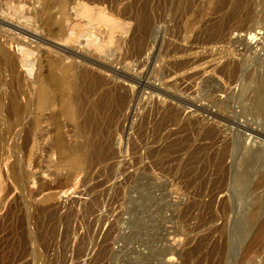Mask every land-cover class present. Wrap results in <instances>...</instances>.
I'll return each mask as SVG.
<instances>
[{"label": "rangeland", "instance_id": "1", "mask_svg": "<svg viewBox=\"0 0 264 264\" xmlns=\"http://www.w3.org/2000/svg\"><path fill=\"white\" fill-rule=\"evenodd\" d=\"M1 1H2V3H1ZM185 1L186 0H182V5L186 6L187 4H189V6H191L190 7L191 10L187 13H183L182 11L178 10V8H177L178 7V0H134L132 2L133 4H134V2L136 3V5L131 4V5H133L132 6L133 7L132 12L135 11L134 16H135V14L139 15V12L141 11L140 14H144L146 17L148 15L147 21L150 20V21H148L149 22L148 24L150 25L148 27L149 30H148V28L146 30L148 33L145 31L143 33V35L141 36L142 41L147 40L145 42H142V44L145 45V47L147 49L150 48V50H146V48L143 47L145 49V51L143 49V52H141L142 57H141L140 53L137 54L138 56L140 55L141 58H139L137 55H134L136 53L133 51V49H131L132 45H131V43H129L130 42V35L129 34H131V30L134 26V22L133 23L130 22L131 26L129 25L130 26L129 28L131 30H129L130 33L128 32L129 36H127L125 38L126 43H124V46L123 45L121 46V51H123V52H121L120 50L116 51L120 48L114 47L116 45V41H117L115 39L116 41L113 42L114 45L113 44L110 45V46H113L112 48H110V46H108L109 50H108V47H105V49H103V52L101 51V54L99 52H97L100 56L102 55L101 57H99V55L97 53H94L91 49H89L88 46H86V44L83 45L84 44L83 41L86 42L85 38H84L85 40H82L83 38H80L81 40L79 39L78 42H76V45L78 43L77 46H75V43H72L74 48L75 47L76 48H75V50L74 49L71 50L73 48L70 45L71 43L69 44V43H64L61 41L59 42V40H62L59 36L52 35L51 37H49L48 35H46V34H48V29H46L45 25L43 24L44 23L43 19H42L43 17H41V15H43V12L40 13L42 11L41 7H43L44 0H33L31 5L32 6L34 5V6L32 7L31 5H29L30 6L29 7L30 9H29V8H26L28 5L27 6L25 5L26 7L24 6L23 8L26 10L21 8L23 12L21 11V9H19L18 11H12L13 7H11V5L12 6L16 5V2H14V5H13V1L7 0V2H8V4H7L6 0L5 1L0 0V9H1V11H3L2 13L0 11V13L2 14V15L1 14L0 15L2 16L3 20H6V21L15 20V21H18V23L20 22V24L25 23L24 26L26 24H27L26 26L30 25L29 27H31V24L35 21L31 28L34 27L35 31L37 30L36 31L37 36H39L41 41L38 40V42L32 43V45H31L32 47L37 45V47L39 49H37L35 51L34 55L31 57L34 59L33 62H35V63L33 64L34 66L28 67V70H30V67H33V69H32L33 72H31L30 75H28V77H30V76L32 77L35 74L36 67L38 64L37 60L41 61L42 57H43V59H45L48 56H49L48 57L49 59H51L53 57L52 59L56 60L59 56L62 57L64 55L65 57L64 56L62 57L63 58L62 62L59 61L60 63L64 62L63 63L64 66L65 65L71 66L73 64L72 66L74 67L75 70L78 69V72H79V70L85 69V67H86L89 70H91L92 72L93 71H94V73L96 72L97 75H99L101 78H103V79L105 78L104 81H106V79H108V81H106V83H108L110 85H116V87H118L117 88L118 94L124 95V96H126V98H128L125 101V104H124L125 107H123V108H125V110L122 108L123 109V110L121 109L122 113H120V111L118 112L117 117L114 121L115 124L113 123V125H112L113 127H111L108 132L104 133V139L107 140L106 145L109 144V146L108 147L106 146L107 148H105L106 153H107V155H106L107 157H104L105 159L103 158L102 162H101V160H99L100 162L97 161V163L95 162L94 164L92 163L93 165H91V164H89L90 162L87 159L84 161H79L76 165L69 166L62 160V154H60L58 151H56V149H53V148L50 149L49 148V152H48L49 155L47 156L45 153H43L41 151L42 150L41 149L42 144L39 145V141L37 142L38 144L36 143L35 146L37 148V151H35L36 153H34L35 156L34 155L32 156L33 162L31 163V165L29 167H27V171H31L30 175H31L32 179L31 178L29 179V188L32 191V194L31 195L28 194L29 196L27 197L26 196L27 193L21 192V190H19V189H16L17 191L15 190L16 193H14V191H13L14 189L9 190L10 193H7V199L5 197L6 200L4 199L3 203L1 204L2 206H0V226L2 227V228L0 227L1 228L0 229V237H1V240L3 242L4 241L6 242V243L4 242L5 243V245H4V243L1 241L3 246H2V244H0V246H1L0 250L2 247H4V248L6 247L5 250L0 251V253H1L0 254V259H1L0 264H157V263L158 264H164V263L168 264L165 260V259H167V257H166V255H164V253L167 252V249H166V247L168 246V245H166L167 241H170L171 238L173 239V236H174V238H176V236H177L178 238H180L182 240V241H180V244H182V245L177 247V250L179 249V252L177 251L178 252V256L176 257L177 261L174 264H264V246H263L264 245V243H263L264 237H263L262 242L260 243L261 245L258 244L256 246V248L253 249V247L255 245L253 246L252 244H250L251 242L248 239H247L248 241L247 242L245 241L244 242L245 244H244L242 242L240 236L238 235L239 232L245 226L242 224L243 215L245 213H248L247 211H249L250 209H240L241 206L238 204L239 202H237V200L235 199L234 196H233L234 200L230 201L233 198L232 199L230 198L232 196V192L228 193L230 190V187H231V185H230L231 180L230 181H228V180L231 177L230 176L231 175V173H230L231 172V169H230L231 164L234 163V162H232L233 160H230V159L236 158L237 153H236V151H232V150H230L229 147L225 146V145L229 146L228 143L232 140H239V142L243 141L242 144L244 143L243 145L246 148H248L249 145H251L249 147H253V146L255 147V146H257V144L259 145V147L260 146L264 147V145H263L264 144V128H263L264 127V121H262L263 122L262 123L260 119L255 118L253 115L247 113L246 108H244V106L246 104H248V101L244 102V100H243L246 97H247L246 98L247 100H251L250 99L251 95H252V97L254 96L253 92H251V94H250L251 89H255V88L257 89L258 83L261 81V77H262V79L264 78V74H263L264 73V47L261 46V45H264V0H224V2L227 4V8L234 7V5L239 6L240 7L239 15L241 17L238 18V20L227 22L226 24H223L222 26H220L216 29V31L220 32L219 36H218L219 42L217 44L215 42H209L208 43V40H210V39H208L207 36H209V34L212 32H210V33L206 32L207 29H209V24L211 25V23L213 24L214 22H216L217 18H213V20H211V18L213 16H207L208 18L205 17V19L203 21H201L200 23H195L193 21V18H194V16H196V12L199 8L209 7L207 4V1H205V0H198V1L197 0L196 1L191 0L192 4L188 0L186 1L188 3H185ZM193 1H195V2H193ZM41 3H42V5H41ZM9 5L11 7V11L9 9ZM39 5H41V6H39ZM199 5H200V7H199ZM137 6H138V9H136ZM143 6H144V8H143ZM3 7L4 8L6 7L5 10ZM140 8H143V9H140ZM27 9H29V11ZM146 9H147V11H146ZM24 11H26V13ZM136 11H138V12H136ZM143 11H146V13H143ZM10 12H11V15L9 16ZM14 12H16V13L14 14ZM17 12L18 13L20 12L19 14L22 15V18H23V16L25 17V19L23 18L25 21L20 20L21 16ZM27 12H29V13H27ZM37 12H39V13H37ZM205 12H207V11H205ZM5 13L6 14L8 13L7 16H9V17H7ZM36 14H38V16H40L41 18L37 17ZM69 14H72L71 10H70ZM14 15H16L17 17L16 16L14 17ZM26 15L28 18H26ZM54 15L57 16V17L55 16V18H58V16H59V14L57 15L56 13ZM29 17L31 18V20ZM27 19H29V20H27ZM35 19H37V20H35ZM207 19L208 20L210 19L209 20L210 22ZM32 20H33V22H32ZM21 21H22V23H21ZM28 21H30L29 25H28ZM40 26H43V28ZM5 27L6 26L0 25V32H2L0 34V41L3 40V41H8L9 43H13V41H11L12 37L7 34L8 33L7 27H6V29H5ZM40 28L41 29L45 28L43 30L44 32H42V30ZM2 30L4 31V33ZM46 30H47V33L45 32ZM200 31L201 32L203 31L202 32L203 34ZM204 32H206V34ZM43 33H45V34H43ZM146 33L149 34V36ZM2 34H3V36H2ZM40 34H42V35H40ZM144 34H146V35L144 36ZM43 35H45V36L43 37ZM156 35H159V36H156ZM115 36H117V35H115ZM160 36L163 38H161ZM45 37H47L48 39ZM58 37H59V40H58ZM5 38H7V39H5ZM56 38H57V41L59 44L52 42L53 40L56 41ZM116 38H118V37H116ZM127 38H128L129 42L127 41ZM155 38L156 39L159 38V40H156ZM153 39L155 40V43H154ZM162 39H163V41H162ZM167 39H168V41L170 40L167 44L172 42L170 44L171 46L174 45L175 42H176L175 45L180 44L184 48L186 46H187L186 48H190V46L191 47L194 46L195 49L194 48L193 49L195 51H193V49L191 48V50H188L187 53H190V52H191V54L195 53V55L193 54L194 57H197L198 54L201 56L203 55L205 62H207L209 60L208 62H210V64L212 63L213 66H215L218 62V64L215 66L216 68H214L212 66V68H214V70H216V71H214L215 73L213 72L214 75L211 72V74L210 73L209 74L212 75V77L209 74H207V76H206V74H202L203 77L200 79L199 77L201 76V74H198L197 76H199V77H196V75H195V77L192 78L194 76L193 75L194 72L196 71L195 69H187L188 71L192 72L193 76L191 75L190 72H189V75L184 74V73H188V72H186V69L183 70L185 72H183L182 70L177 71V75H176V72H173L174 70L171 67H169V66L167 67V62L168 61L170 62V60H171V57H169L170 55L167 56L170 59H168L165 55L162 56V54H164V50H162V49H164V47H162V44L163 45L166 44ZM206 39H208V40L206 41ZM28 40H29V42H31V38H29ZM160 40H161V42H160ZM80 41H82V42H80ZM2 42H0V43H2ZM156 42H157V46H156ZM162 42H164V43H162ZM196 42H198V43H196ZM37 43H39V45ZM81 43L83 46L81 45ZM193 43H194V45H192ZM211 43L214 45H212ZM62 44L63 45L65 44V45L63 46ZM66 44H69V46L68 45L66 46ZM148 44H151V45H148ZM196 44H197V46H196ZM44 45H46V46H44ZM80 45H81V47H80ZM158 45H161V47ZM170 45L168 47L169 49L171 48ZM199 45L201 46L202 49L200 48V50H197L198 47H200ZM206 45H209V46H206ZM43 46H44V48H43ZM151 46L155 47L156 49L155 48L151 49L152 48ZM205 46L207 48H205ZM256 46H258L259 48L257 47V48H255L256 50H254V47H256ZM67 47H69L70 49ZM77 47L78 48L80 47L79 48L80 51H79V49H77ZM128 47H130V48L128 49ZM210 47H212V48L210 49ZM248 47H252L253 49H250ZM64 48H65L66 52L61 51V49H64ZM85 48L88 50H86ZM113 48H114V50H113ZM47 49H51V50H47ZM111 49L116 53H113V52L111 53L110 52V51H112ZM159 49H160V51H159ZM205 49H208L207 52L205 51ZM216 49H217V51H219V50L223 51V52L220 51V53L221 54L223 53V54L221 55L218 52L219 55H215V54H217ZM44 50H45V52L46 51H48V52H46V53L42 52ZM55 50L56 51L59 50L60 51L59 54L57 53L58 51L55 52ZM83 50H84V52H83ZM89 50L92 51L93 55H91V54L89 55V52H91ZM104 50L105 51L108 50L110 52V54L107 51L106 52L107 54L105 55ZM209 50L214 51V52L216 51V53L214 54V52L212 53ZM53 51L57 54V57H56L55 53H53ZM85 51H86V53H85ZM125 51H126V53H125ZM130 51H132L133 54ZM146 51H148L147 52L148 54L150 52L151 56L148 55L149 56L148 57ZM156 51L157 52L159 51L158 54ZM198 51H199V53H198ZM203 51H205V52L203 53ZM228 51H230V53L233 52L234 54L231 53L233 55H230V53H227ZM49 52H50L51 56L49 55ZM61 52H63V53L60 54ZM225 52H226L225 55L228 54L227 57L224 56ZM52 53L55 55V58H54V55ZM64 53H66V55H68L67 58H66V55ZM102 53L104 54V57H103ZM113 54H114V57H116L114 59H112L113 56L111 57V55H113ZM117 54H119V55H117ZM127 54L129 56L132 55L131 57H133V58L129 57ZM208 54H210L209 57L207 56ZM40 55L41 56L44 55V56L41 57ZM71 55H72V57L76 56V58L79 56L78 58L81 59L80 61H82V62H80L78 58L77 59L71 58ZM126 55H127V57H126ZM159 55H160V57H159ZM234 55H236L235 57H237V58L239 57L241 60H239V58L237 60V58H235V57H233V58H235L236 60L233 59L231 56H234ZM89 56H91V57H89ZM107 56L110 57V59ZM124 56L126 59L124 58ZM201 56H199V57H201ZM206 56H207V59H206ZM214 56H216V57H214ZM211 57L212 58L214 57L215 61L217 60L215 64H214L215 61L213 62V59ZM222 57H225L227 60L225 58H223V62L221 61V63H220L219 61L222 59ZM35 58H36V60H35ZM118 58L119 59L121 58L122 60H119ZM148 58L150 60L149 62H148ZM218 58H220V59L218 60ZM60 59L61 58H58V60H60ZM64 59H66V60H64ZM73 59L74 60L76 59V60L74 61ZM96 59H97V61H96ZM103 59L106 60V62L108 64L110 63V65H108L106 62H105V64H106L105 65ZM115 59H117V60H115ZM134 59H136V60H134ZM83 60H84V62H83ZM125 60H126V62H125ZM166 60H167V62H166ZM204 60H202V63ZM65 61H67V62H65ZM73 61H74V63H72ZM100 61H102V62H100ZM119 61L120 62L122 61L123 63L122 62L120 63ZM142 61H144V62H142ZM243 61H244L245 65L243 64V66H241L242 65L241 62L243 63ZM75 62H77V63L80 62V63L75 64ZM138 62H139V64H138ZM141 62L143 64H141ZM236 62H238V64ZM239 62H240V65H239ZM112 63H114L116 65L119 64L122 67H119V65H117V66L113 65ZM229 63L230 64L235 63V65L237 64L238 68H239V69L237 68L238 71H236L235 74L233 73L234 75L231 74L230 76L227 74L221 73V72L219 73V69H221V68H219V66L224 67L222 65H225V64L227 65ZM81 64H84V65H81ZM95 64H99L100 66L103 65V66H101L102 69H101V67H97ZM124 64L126 67L128 66L127 70H126V67H124ZM131 64L134 66H132ZM199 64H201V63H199ZM75 65H77L78 67L76 66V68H75ZM111 65H113V66H111ZM143 65H145V66H143ZM151 66L154 67V70H153V67L151 68ZM217 66H218V68H217ZM105 67H106V69H105ZM107 67H110L111 69L110 68L107 69ZM112 67H114V68H112ZM115 67H116V69H115ZM242 67H243V69H242ZM100 69H101V71H100ZM135 69L138 73L135 71ZM217 69H218V72H217ZM23 70H25V69H23ZM109 70L111 71V73ZM123 70H126V72ZM141 70H142V73L144 72L143 74L141 73ZM167 70H169L170 73L171 72H173V73L168 75ZM239 70H240V72H239ZM121 71H122V73H121ZM156 71H158L159 73ZM251 71H252V73H251ZM101 72L103 74L105 73L104 77H103V74L101 75ZM130 72H131V75H130ZM146 72H148V73H146ZM154 72L156 73V75ZM161 72H162V74H161ZM180 72H183V73H180ZM244 72H246L248 74H245ZM259 72H260V74H259ZM157 73L159 75H157ZM163 73L166 74V76ZM174 73L176 76H174ZM179 73H180L179 77H180L181 81L179 80V77H178ZM249 73L253 74L252 75V77H254L253 81L256 80L254 82L256 85L254 83H252L247 88V84L245 83L246 79L243 77H247L245 75H251ZM107 74H108V76H107ZM181 74H183V77L186 80L181 76ZM236 74L237 75L239 74V75L237 76ZM185 75L187 77L188 76L189 77L186 78ZM257 75L258 76L260 75L261 77L259 76V78H258ZM136 76L139 77V78L137 77L138 80H137V78H135ZM142 76H143V79H142ZM155 76L157 77V81L160 80L161 76H163L164 79L161 78L162 80H160V82L157 83V81L155 82V80H156ZM190 76H192V77H190ZM209 76L211 77V79L209 78L210 80L207 78ZM239 76L241 78H239ZM111 77H112V79H111ZM123 77H124V79H123ZM169 77H172V79ZM175 77H176V79H173ZM231 77L232 78L234 77L233 80L231 79ZM255 77H257V78H255ZM116 78L120 79V80H117ZM166 78L167 79L169 78L168 80L171 79L170 81L172 82L171 83L170 81H166V83L170 82V84L174 85V87L172 85H170L169 83L167 84L168 86L165 85ZM197 78H198V80H195ZM203 78H206V79H203ZM213 78L215 80L217 79L218 81H220L219 79H221V83L216 80L219 83L218 85L223 84L222 85L223 87L219 86L220 88H218L220 91L216 88L218 85H216L217 82L212 80ZM188 79H190L189 82L187 81ZM193 79H194V81H193ZM225 79L227 81H228V79H231V80H229V82H227ZM257 79L259 80V82H257L258 81ZM123 80H124V82H122ZM207 80H209V81H207ZM211 80H212V82H211ZM223 80H225V81H223ZM235 80L239 81V82L235 83L236 82ZM120 81H121V83H120ZM150 81L151 82L154 81L153 83L155 85L151 84ZM173 81L174 82H181V83L176 84ZM183 81H184V83L182 84ZM200 81H204V83L206 81V83L204 84L203 82H200ZM230 81H233L234 83H232ZM126 82L127 83L129 82V83L127 84ZM208 82L211 84H209ZM213 82H214V84H212ZM119 83H120V85L123 83L121 85L122 88L124 87L123 89L120 88V86H117V85H119ZM156 83H157V85H156ZM186 83H188V85ZM228 83L230 85H228ZM175 84L179 85V86H177L178 89L176 88ZM195 84H198L199 86L196 85V88H195ZM207 84H209L210 86ZM225 84H226V86H224ZM236 84H238V85L235 86ZM76 85H79V84L77 83ZM158 85L160 86V88ZM169 85H170V87H169ZM182 85L184 86V88ZM189 85L194 87L193 90H192L191 86H189ZM211 85H213L214 87L212 88ZM215 85H216V87H215ZM242 85L243 86L246 85L245 90H244ZM146 86H147V88H146ZM180 86H182V88H180ZM188 86H189V90H188ZM203 86H204V88H202ZM239 86H240V88L238 89ZM126 87H129L128 88L129 90L125 89ZM199 87H201V89L205 92L206 95L203 94L204 93L203 91L201 92L202 94L200 93L201 89L199 90ZM75 88L78 90H76ZM84 88L85 87H83V85L75 86V84H74L72 89H71V93L74 94V103H76V105L81 106V108L85 109L86 107H90L89 103H92L96 99L97 94L100 93V90L96 91V93H95V91L87 93L88 89L85 90L86 88L85 89ZM137 88H138V90H137ZM149 88L152 89V91L148 90ZM166 88H167V90H166ZM197 88L199 91L196 90ZM211 88L217 89L219 93L216 92L217 90L216 91L214 90V92L212 93L213 90ZM222 88L223 89L225 88L224 92H223ZM120 89H122V90H120ZM131 89H133V90H131ZM182 89H183L184 93L182 92ZM184 89L185 90L187 89V90L185 91ZM74 90H75V92H74ZM80 90H81V92H80ZM126 90H127V92H126ZM145 90H147V92ZM179 90H181V94H180ZM206 90H207V92H206ZM210 90H212V91L210 92ZM120 91H121V93H120ZM129 91H130V93H128ZM225 91L227 92V94H225L226 93ZM235 91L236 92L238 91V92L236 93ZM239 91L244 95V98H242L241 100L238 99V95L240 94ZM148 92L150 95L147 94ZM215 92H216V94H214ZM79 93L81 95L82 94H85V95H82L83 96L82 97V96H80ZM124 93H126L127 95L130 94L129 95L130 100H129V97ZM144 93H146V94H144ZM161 93L163 94V96ZM189 93L191 94V96ZM192 93H193V95H192ZM197 93L204 95L205 97L199 95V97L201 96L200 97L201 99H199ZM208 93H209V95H208ZM235 93L237 95V99H234V100L230 99L231 98L230 96H232V94L235 95ZM247 93L250 96L249 98H248ZM86 94L89 97V99L88 98L85 99L87 97ZM91 94H92V97H90ZM131 94H133V95H131ZM151 94L152 95L154 94L153 96H156L155 97L156 100H153V99L150 100L151 98H154ZM166 94H168V95H166ZM178 94H179V96H182L184 98L182 99V97H179ZM93 95H94V97H93ZM160 95L162 97H160ZM210 95L213 97H211ZM220 95H221V97L226 96L224 98L225 100H223V97H222V99H221V97H217ZM131 96H132V98H131ZM150 96H151V98H150ZM207 96H210L211 100ZM214 96H215V98H214ZM138 97H140L139 102H138V99H139ZM165 97H169V98H165ZM203 97L205 98V100ZM76 98H78V99H76ZM158 98H161V100H159ZM187 98H190L193 101H191L189 99L187 100ZM202 98H203V100H202ZM212 98H214L217 101H215ZM226 98H227V101L229 99L231 100V101L229 100L228 104H227ZM81 99H83L82 102L84 100H86V101H84L85 103L83 102L85 105L80 103ZM170 99H173V100H171V102H169ZM195 99H196L197 103L194 102ZM206 99H207V101H206ZM218 99L220 101L223 100V103H220V101ZM162 100H163V103H162ZM127 101L128 102L130 101L132 105L130 104V102L128 103ZM152 101H153V103L156 102V104L153 105ZM157 101H161V102H158L159 103L158 104ZM188 101H190V102H188ZM238 101L239 102L241 101V102L239 103ZM242 101H243V104H242ZM126 102H127V105H126ZM206 102H209V103L207 104ZM211 102L214 104H212ZM167 103H170V105ZM180 103H181V105H180ZM183 103H185L186 105ZM202 103L204 104V106L206 108L203 105H201ZM210 103H211V106H210ZM229 103H230V105H229ZM128 104H130V105H128ZM166 104L169 106H167ZM221 104L222 105L225 104V106L224 105L222 106ZM226 104L229 105L228 108H226V106H227ZM240 104H241V108L239 109L238 107L240 106ZM162 105H163V108L165 109V111L163 108H161ZM164 105H166L167 107ZM171 105L175 107L174 113H173L174 108ZM177 105L179 108L177 107ZM192 105H194V106H192ZM233 105H234V107H233ZM126 106L128 107L127 109H126ZM152 106H154V107H152ZM216 106L218 108H216ZM56 107H57V105H54L52 110L56 111L58 108V107L57 108ZM170 107H172V113H171ZM209 107H213V108L211 109ZM230 107H231V110L229 109ZM182 108L184 109V111L179 112V111L183 110ZM185 108L186 109L192 108L193 109L192 111L195 110L198 114L197 113L195 114V112H194V114L200 120L197 119L196 117L195 118L192 117V116H195V115H193L192 111L190 110L189 113H191V114H189L188 113L189 109L186 110ZM233 108H235V110ZM129 109H131V110L129 111ZM158 109H159V111H158ZM232 109H233V111H236L237 109L238 110L233 113ZM162 110H163V112H160ZM169 110H170L171 114H174V115L177 114L178 116L176 115L177 117L175 116L174 118L173 117L169 118V116L171 115L170 113L168 114ZM215 111H218V113ZM220 111H221V113H220ZM223 111H224V113H222ZM228 111H230V112H228ZM123 112H125V113H123ZM227 112H228V114H227ZM180 113H182V114H180ZM200 113L204 114V115L206 113V115L204 116V119L206 121L203 119V117H202L203 115H201ZM235 113H237V117H236ZM122 114H123V118H122ZM166 114H168L167 117L165 116ZM208 114H210V116H212V117H209ZM220 114H223V115H220ZM120 115H121V117L119 118L118 116H120ZM182 115L184 117H186V115L190 116L191 122L194 119H195V122L190 123V119H189L190 117H187L189 120L188 121ZM200 116H201V118H200ZM233 116L236 119L233 118ZM161 117L163 119H164V117H166V118H165V120H162ZM178 117H180L181 120ZM208 117H209V119H208ZM229 117H230V120H229ZM246 117H247V120H246ZM124 118L127 120H125ZM168 118L170 120L174 119V120H171V123L173 122L172 124H170L169 120L166 121ZM175 118H176V120L178 119L177 121L180 120L177 123V125H176L177 121L175 120ZM251 118H255L254 121H253V119L251 120ZM62 119H63V122H61V120H60V122L62 123L61 126H63L61 128L62 129L61 132H62L63 139H64L63 142L68 148L67 153L70 154V152H71L74 154L76 151L74 149L75 145L81 144L83 142V135L79 131H77L76 129L73 128V123L68 122L64 118H62ZM120 119H124L123 122H121V121L119 122ZM233 119H235V120L233 121ZM220 120H222V121H220ZM162 121H164V124L161 123ZM165 121L167 122V124ZM182 121L184 123H181ZM187 121L189 123H187ZM214 121H215V123H214ZM236 121H238V123ZM200 122H203V123H200ZM211 122H213V123H211ZM242 122H243V125H242ZM248 122H249V124H248ZM254 122H255V124H254ZM256 122H257V124H256ZM192 124H195V126ZM198 124H200V125H198ZM204 124H205V126L210 125L211 127L207 126L205 128ZM220 124H222V125H220ZM172 125L175 127H172ZM184 125L185 126L187 125L186 126L187 128ZM212 125L214 128L212 127ZM178 126L179 127L182 126V127H180L181 129ZM192 126H193V128H192ZM222 126H224V127H222ZM227 126H228V129L231 126L230 130L226 129ZM183 127H185V129ZM196 127H197V129H196ZM217 127L218 128L220 127V129H218ZM244 127H245V129H244ZM194 128H195V130H194ZM209 128H211V129H209ZM215 128L217 130H214ZM232 128H235V129H232ZM50 129L51 128L48 126V130H50ZM175 129L177 131H175ZM182 129L187 130V131H183ZM222 129H223V131L226 130V133H225V131L223 132ZM191 130H192V132H191ZM220 130H221V132H219ZM254 130H256V131L254 132ZM170 131L173 135L170 133ZM179 131L182 133L180 134ZM193 131L196 133L198 131L199 135L193 134L194 133ZM202 131H204L205 134L201 133ZM210 131L212 133L213 132H215V133L212 134ZM63 132H65V133H63ZM168 132L170 134H167ZM174 132H176V133L174 134ZM242 132H244L245 134L244 133L242 134ZM187 133H189L190 135H188ZM232 133H233V135L235 134L234 137L237 136L238 138L237 137L234 138ZM64 134H65V136H64ZM186 134L188 135V137H186ZM206 134H207V136H206ZM214 134H216V135H214ZM225 134L227 136H225ZM183 135H185L186 139L184 138ZM201 135H203V136L205 135V136L201 137ZM210 135L212 137L214 135V138L212 139V137ZM229 135H230V137H229ZM241 135H242V137H241ZM254 135H256V136H254ZM181 136H183V137H181ZM64 137H66V140ZM177 137H178V139L180 138V139L185 140V142L187 144L182 143L183 146L181 147L180 146L181 142H179L180 139L175 140V138H177ZM190 137L192 139L194 138V140L192 141V139ZM218 137H219V139H218ZM227 137H229L230 139ZM252 137H253V139H252ZM200 138H205V139L207 138L208 144H206L207 139L204 141V139H200ZM220 138L224 141V146L219 144V142L223 144V141ZM232 138H234V139H232ZM242 138H243V140H242ZM249 138H250V140H249ZM255 138H256V140H255ZM259 138L261 140H259ZM183 140H182V142H183ZM186 140L187 141L190 140V141L187 142ZM210 140L212 142L214 141L213 142L214 144H212ZM226 140H227V142H226ZM200 141H202V143ZM215 141L216 142L218 141V142L215 143ZM247 142H248V144H247ZM250 142H251V144H250ZM177 143H178L179 147H178ZM200 143L204 144V145L202 146ZM253 143H255V144H253ZM198 144H199V147L197 146ZM210 144L215 148V150H213L214 148ZM218 144H219V146H218ZM174 145H176L175 146L176 148L174 147ZM192 145H194V146L196 145V146L194 147ZM207 145H209V147H212V148L207 147ZM204 146H206L205 149H204ZM193 147H194V149L197 150V152L199 154H202V155L197 154V152L195 150H193ZM108 148H109V150H107ZM187 148H190V149H187ZM216 148H219V150L221 148H224L225 151L223 149H221L220 151L218 150L219 151L218 152V151H216L217 150ZM226 148L227 149L229 148V149L226 150ZM211 150H213V151L211 152ZM189 151L191 152V154L189 153ZM226 151H228V152H226ZM193 152L195 155L193 154ZM205 152H206V154H205ZM222 152H224L225 154ZM220 153L223 154L224 156L219 155ZM228 153H229V155H228ZM188 155L189 156L194 155V157L187 158ZM206 155H209V156L206 157ZM214 155H216V157ZM202 156H203V158H202ZM228 156H230V157H228ZM234 156H236V157H234ZM217 157H218V159H217ZM224 157H227V158H224ZM232 157H234V158H232ZM223 158L226 159V161ZM192 159H193V161L195 160L194 163H192L193 162ZM197 159H200V160H197ZM204 159H207V160L204 162ZM221 159H222V162L220 161ZM201 161H203V164ZM197 162H199V163H197ZM220 162L222 164L224 162L223 166ZM230 162H232V163H230ZM182 163L187 164V165H185L183 167L184 164H182ZM190 163H192V164H190ZM211 163L212 164L214 163V164L212 165ZM193 164H195V165H193ZM196 164H197V166H196ZM225 164L228 166H226ZM211 165L213 166V168H211L212 167ZM190 166L193 167L194 169L191 168ZM195 166L197 167V170H196ZM203 166H205V167L210 166L209 167L210 170H207L209 168L203 169ZM180 167H182V168H180ZM183 168L184 169L186 168L187 170L186 169L183 170ZM218 168H221V169L219 170ZM226 168H227V172L225 171ZM181 169H182V171H180ZM188 169L192 170V171L190 172ZM200 169L202 170V172ZM198 170H199V172H198ZM204 170L206 173L204 172ZM221 170H222V172L225 171V173L220 172ZM184 171L186 174L184 173ZM187 171H188V174H187ZM210 171L212 172V174ZM228 171H230V172H228ZM195 172H196V174H195ZM214 172L217 174L216 176H214L215 175ZM191 173L195 174V175L193 177H191L192 176ZM202 173H204V174H202ZM226 173L227 174L230 173V175H227ZM219 174H221L222 176H219ZM211 175H213V178ZM226 175H227V177H226ZM195 176H196V178H197V176H199V178L196 179ZM210 176H211V179L210 178L208 179V177H210ZM224 177H226L228 180H226V178H224ZM214 178H216V179L214 180ZM219 180H220V182H219ZM222 180L226 181L227 183L223 184L224 182ZM212 183L213 184L216 183V184H214L216 187L213 186ZM218 183L219 184L222 183L221 186H223V188L220 187V185H218ZM225 185H226V188L224 187ZM228 185H229V187H228ZM212 186L214 188H212ZM198 188H200V189L198 190ZM218 188H220V189H218ZM216 189H218L219 193L217 192ZM222 189H223V191H222ZM225 189H226V191H225ZM18 190L21 192V195H19L20 192ZM206 190L208 192H204ZM209 190H210V192H209ZM215 190H216V192H214ZM18 192H19V194H18ZM187 193H189V195L190 194H192V195L189 196V195H187ZM194 193H197V194H195V197H194ZM206 193H208V194L210 193L208 198H207L208 194L206 196ZM198 194L200 196H198ZM14 195H15V197H14ZM183 195H185V197L186 196L192 197L193 199L192 198L190 199L188 197L189 198V200H188V198H185ZM19 196H21V197H19ZM223 196H226V198ZM16 197H18V199ZM26 197H27V199H26ZM228 197H229V199L227 200ZM10 198H12V199H10ZM22 198H23V200H22ZM175 198H177V199L175 200ZM183 198H184V201L182 202ZM210 198H213V199L215 198L214 200H216V201H214L213 199H212L213 201H211ZM16 199L19 202H16ZM185 199H187V200H185ZM201 199H203V200H201ZM217 199L220 201H218ZM178 200L181 202V204ZM209 200L211 202H209ZM176 201H178L179 206H182L183 208L184 207L186 208L189 206H192V207H190V209L189 208L183 209L182 207L178 206V203H176ZM185 201L187 203H189L188 201H191V203L188 204V206H187V203ZM200 201L202 203H200ZM227 201L229 203L228 206H231L230 202H232V206L234 205L233 209L232 208L231 209L220 208V205L222 206L223 203L226 204ZM13 202L15 203V205L17 203V205H16L17 207L14 205ZM24 202L26 203V205ZM214 202H215V204H214ZM29 204H31L32 206ZM195 204H196V207H195ZM197 204H198V206H197ZM204 204H206V207L203 208ZM12 205L15 207V209L12 207ZM214 205H215V207H214ZM9 206H11L13 209ZM24 206L25 207L27 206V207L25 208ZM176 206H177V209H176ZM22 208H24V209H22ZM218 208H220V209H218ZM236 208H238V209H236ZM242 212H244V213H242ZM10 214H11V216H10ZM2 216H3V218H2ZM1 220H3V221H1ZM245 228H247V226ZM2 229H6V230H3L1 232ZM27 229L29 231H27ZM4 231H5V233H4ZM1 234H3L2 235L3 238L1 236ZM5 236H6V238H5ZM8 239H10V241H12V242L8 241ZM240 241H241V243H240ZM7 242H9V243L7 244ZM242 245H243V247H245L244 250H243ZM261 246H263V248H261ZM10 247H12V248H10ZM246 247H249V248H246ZM7 248L9 249V251H6V250H8ZM246 249H248L247 251H249V252H247ZM257 249H258V251H257ZM261 249L263 250V252H260ZM242 250L244 253L242 252ZM254 251H256V252L254 253ZM252 252L255 254V257H253L254 254ZM257 252H259V253H257ZM249 253L250 254L252 253L251 254L252 257H251V255H249ZM246 255L249 257H247ZM1 256H2V258H1ZM162 256H163V258H162ZM162 259H164L165 261ZM163 261H164V263H163Z\"/></svg>", "mask_w": 264, "mask_h": 264}, {"label": "bare ground", "instance_id": "2", "mask_svg": "<svg viewBox=\"0 0 264 264\" xmlns=\"http://www.w3.org/2000/svg\"><path fill=\"white\" fill-rule=\"evenodd\" d=\"M3 1H5V0H3ZM8 1H13V5H14V2H16V5H14V6H12L11 5V7H13L12 9V11H18L19 9H21V8H23L25 5L27 6H25L26 8H29L30 6L29 5H31L32 4V2H33V0H8ZM134 0H44V3H43V7H41V12L40 13H42L43 12V15H41V17H43L42 19H43V24L45 25V27H46V29H48V34H46V35H48L49 37H51L52 35H55V36H59L62 40H59V37H58V40H59V42L61 41V42H64V43H71L70 45L73 47H71L72 49L71 50H75V48H74V46L72 45V43H75V46H77L78 45V43H77V45H76V42H78V40L80 39V38H83L82 40H85L86 42H84L83 41V45H85L86 44V46H88V48L89 49H91L94 53H97V52H99L100 54H101V51L103 52V49H105V47H108V46H110L111 44H113V42L114 41H116V45L114 46V47H116V48H120V49H118V50H116V51H121V46L123 45L124 46V43H126L125 42V38L127 37V36H129L130 35V42L128 41V38H127V41L129 42V43H131V45H132V48L131 49H133V51L136 53V54H134V55H137V54H139L140 53V55H141V57H142V54H141V52H143V47H145V45H143L142 44V42H145V41H147V40H143L142 41V38H141V36L143 35V33L147 30V28L150 26L148 23V21H150V20H148L147 21V17H148V15H147V17L144 15V14H140V12H139V15H136L135 14V16H134V13H135V11H133L132 12V6L135 4L136 5V3L134 2V4L132 3ZM187 1V0H186ZM185 1V3H188V2H186ZM191 4H192V2H191V0H188ZM196 1V0H195ZM195 1H193V2H195ZM198 1V0H197ZM205 1H207V4H208V6L209 7H207V8H205V7H201V8H199L198 10H197V12H196V16H194V18H193V21L195 22V23H200L201 21H203L204 19H205V17H207V16H213L212 18H211V20H213V18H217L215 21L216 22H214L213 24L211 23V25L209 24V29H207V31L206 32H208V33H210V32H212V33H210L209 34V36H207V38L208 39H210V40H208V39H206V41L208 40V43L209 42H215L216 44L219 42V40H218V36H219V31H216V29L218 28V27H220V26H222L223 24H226L227 22H231V21H234V20H238V18H240L241 16L239 15V10H240V7L239 6H236V5H234V7H230V8H227V4L224 2V0H205ZM6 2H7V0H6ZM38 2V1H37ZM41 2V1H40ZM1 3H2V1H1ZM201 3V2H200ZM206 3V2H205ZM7 4H8V2H7ZM131 4H133V5H131ZM41 5H42V3H41ZM41 5H39V6H41ZM143 5V4H142ZM141 5V6H142ZM2 6V5H1ZM7 6V5H6ZM32 6V5H31ZM34 6V5H33ZM32 6V7H33ZM207 6V5H206ZM8 7V6H7ZM11 7H10V5H9V9H10V11H11ZM31 7V8H32ZM191 6H189V4H187L186 6L185 5H182V0H178V10L179 11H182L183 13H187V12H189L190 10H191V8H190ZM199 7H200V5H199ZM4 8V7H3ZM6 8V7H5ZM5 8H4V10H5ZM43 8V9H42ZM143 8H144V6H143ZM143 8H140V9H143ZM24 9V8H23ZM30 9V8H29ZM29 9H27L28 11H29ZM40 9V8H39ZM136 9H138V6H137V8ZM207 9V10H206ZM3 10V9H2ZM8 10V9H7ZM24 10H26V9H24ZM32 10V9H31ZM56 10V11H55ZM70 10H71V12H72V14H69V12H70ZM0 11H1V9H0ZM21 11H22V9H21ZM33 11V10H32ZM37 11V10H36ZM55 11V12H54ZM146 11H147V9H146ZM146 11H143V13H146ZM205 11H207V12H205ZM3 11H1V13H2ZM8 12V11H7ZM23 12V11H22ZM25 13H26V11H24ZM39 12H37V13H39ZM136 12H138V11H136ZM0 13V14H1ZM9 13V12H8ZM7 13V14H8ZM13 13V12H12ZM16 12H14V14H15ZM18 13V12H17ZM20 13V12H19ZM18 13V14H19ZM27 13H29V12H27ZM59 14V16H58V18H55V16L56 15H54V14ZM6 14V13H5ZM7 14H6V16H7ZM2 15V14H1ZM0 15V25H3V26H6L7 27V34L8 35H10L12 38H11V41H13V43H9L8 41H3L2 39V41H0V42H2V43H0V206H2L1 204L3 203V201H4V199H5V197H6V199H7V193H10L9 192V190H12V189H14L13 191H14V193H16L15 192V190L16 189H19V190H21V192H26L27 193V197L29 196V195H31L32 194V191L30 190V188H29V179L31 178V175H30V172L31 171H27V167H29L30 165H31V163L33 162L32 161V156L34 155L35 156V154L34 153H36L35 151H37V148H36V143L39 141V145H41L42 146V152L43 153H45L47 156L49 155V148L50 149H56V151H58L60 154H62V160L67 164V165H69V166H73V165H76L79 161H84V160H87L88 159V161L90 162L89 164H91V165H93L95 162L97 163V161H99V160H101V162H102V159L104 158V157H107L106 155H107V153H106V149L105 148H107L108 146H109V144H107L106 145V143H107V140L106 139H104V133H106V132H108L109 130H110V128L111 127H113L112 125H113V123H114V121H115V119H116V117H117V114H118V112L120 111V113H122L121 111L124 109L125 110V108H123V107H125L124 106V104H125V101L128 99V98H126V96H124V95H120V94H118V87H116V85H110V84H108V83H106V81H108V79H106V81H104L105 80V78L103 79V78H101L99 75H97V73L95 74L94 73V71L92 72L91 70H89L88 68H86L85 67V69H81V70H79V72H78V69L77 70H75L74 69V67L71 65V66H64L63 65V63H60L59 61H61L62 62V57L64 56H62V57H60L59 55V57L58 58H61L60 60H58V58L55 60H53L52 58L51 59H49L47 56V58H45V59H43V57L42 56H44V55H40L41 57V61H39V60H37L38 62V64H37V67H36V72H35V74L30 78V77H28V75H30V73L31 72H33L32 71V69H33V67H30V70H28V67L29 66H34L33 64L35 63V62H33L34 61V59L33 58H31L33 55H34V53H35V51L37 50V49H39L38 47H37V45L36 46H31L32 45V43H35V42H38V40L39 41H41L40 40V38H39V36H37V30L35 31V28L33 29V28H31L32 26H33V23L35 22H33V20H32V24H31V27H29L30 25H29V23H30V21H28V25L29 26H24V24L25 23H22V21H21V23L22 24H20V22L18 23V21H15V20H8V21H6V20H3V18H2V16ZM11 15V12H10V14H9V16ZM17 15V14H16ZM16 15H14V17L16 16ZM20 16H21V19L20 20H23V21H25L24 19H25V17L23 16V18H22V15L21 14H19ZM28 15V14H27ZM27 15H26V18H28L27 17ZM37 15V17H40V16H38V14H36ZM5 16V15H4ZM9 16H7V17H9ZM29 16V15H28ZM215 16V17H214ZM17 17V16H16ZM40 17V18H41ZM57 17V16H56ZM5 18V17H4ZM30 18V17H29ZM208 18V17H207ZM11 19V18H10ZM16 19V18H15ZM19 20V21H20ZM27 20H29V19H27ZM30 20H31V18H30ZM35 20H37V19H35ZM39 20V19H38ZM208 20V19H207ZM210 20V19H209ZM208 20V21H209ZM133 23L134 22V26H133V28H132V30L129 28L131 25V23ZM210 22V21H209ZM40 23V22H39ZM37 24V23H36ZM35 24V25H36ZM42 25V24H41ZM130 25V26H129ZM22 26V27H21ZM6 27H5V29H6ZM40 27H42L43 28V26H40ZM3 28V27H2ZM4 29V30H5ZM38 29V28H37ZM41 29V28H40ZM45 29V28H44ZM44 29H41L42 30V32H44L43 30ZM129 30H131V34H129L128 35V32H129ZM148 30H149V28H148ZM3 31V30H2ZM46 33H47V30L45 31ZM147 32V31H146ZM201 32V31H200ZM203 32V31H202ZM201 32V33H202ZM206 32H204L205 34H206ZM214 32V33H213ZM2 32H0V34H1ZM3 33H4V31H3ZM10 33V34H9ZM40 33V32H39ZM130 33V32H129ZM148 33V32H147ZM146 33V34H147ZM43 34H45V33H43ZM146 34H144V36L146 35ZM203 34V33H202ZM6 35V34H5ZM39 35V34H38ZM40 35H42V34H40ZM115 35H117V36H115ZM148 36H149V34H147ZM2 36H3V34H2ZM45 35H43V37H44ZM47 36V37H48ZM143 36V37H144ZM156 36H159V35H156ZM162 36V35H161ZM160 36V37H161ZM7 37V36H6ZM9 37V36H8ZM47 37H45V38H47ZM54 37V36H53ZM116 37H118V38H116ZM4 38V37H3ZM29 38H31V42H29ZM85 38V39H84ZM145 38V37H144ZM143 38V39H144ZM148 38V37H147ZM161 38H163V37H161ZM160 38V39H161ZM5 39H7V38H5ZM33 39V40H32ZM48 39V38H47ZM53 39V38H52ZM116 39V40H115ZM156 39V38H155ZM51 40V39H50ZM81 40V39H80ZM154 40V39H153ZM156 40H159V38L158 39H156ZM162 41H163V39H162ZM170 41V40H169ZM168 39H167V41H166V44H162V47H164V49H162V50H164V54H162V56H168V55H170L169 57H171V60H170V62L168 61L167 62V60H166V62H167V67L169 66V67H171L174 71L173 72H176V75H177V71H183L184 69H186V72H188V73H184V74H187V75H189V72L190 71H188L187 69H195L196 71L194 72V76L192 75V72H190L191 73V75L193 76H190V77H192V78H194L195 77V75H196V77H199V76H197L198 74H201V76L199 77L200 79L203 77L202 76V74H206V76H207V74H211V72H212V74L214 75V71H216V70H214V68H216L215 66L218 64V62H217V64L215 65V66H213L212 65V63L210 64V62H205V60H204V56L202 57L201 55H199V56H201V57H199L198 55H197V57H194V55H195V53H193V54H191V52L190 53H187V51L188 50H191V48L193 49L194 48V46L193 47H191L190 46V48H184V47H182V45H175L176 44V42H175V44L174 45H170L171 43H169V44H167L168 42ZM174 41V40H173ZM197 41V40H196ZM203 41V40H202ZM205 41V42H206ZM52 42H54V43H56V44H59L58 43V41H57V38H56V41L55 40H53ZM80 42H82V41H80ZM149 42V41H148ZM158 42V41H157ZM157 42H156V46H157ZM160 42H161V40H160ZM194 42V41H193ZM154 43H155V40H154ZM162 43H164V42H162ZM190 43V42H189ZM188 43V44H189ZM192 43V42H191ZM195 43V42H194ZM194 43L192 44V45H194ZM196 43H198V42H196ZM200 43V42H199ZM204 43V42H203ZM202 43V44H203ZM207 43V44H208ZM38 45H39V43H37ZM69 44H66V46L68 45L69 46ZM128 44V43H127ZM126 44V45H127ZM145 44V43H144ZM201 44V43H200ZM205 44V43H204ZM203 44V45H204ZM212 44V43H211ZM215 44V45H216ZM63 45V44H62ZM61 45V46H62ZM65 45V44H64ZM63 45V46H64ZM81 45H82V43H81ZM81 45H80V47H81ZM82 45V46H83ZM114 45V44H113ZM143 45V46H142ZM148 45H151V44H148ZM153 45V44H152ZM169 45L171 46V48L169 49L168 47H169ZM190 45V44H189ZM188 45V46H189ZM202 45V46H203ZM212 45H214V44H212ZM44 46H46V45H44ZM44 46H43V48H44ZM51 46V45H50ZM128 46V45H127ZM126 46V47H127ZM154 46V45H153ZM153 46H151L152 48L151 49H154L155 47H153ZM158 46H160L161 47V45H158ZM196 46H197V44H196ZM200 46V45H199ZM206 46H209V45H206ZM205 46V48H207ZM211 46V45H210ZM261 46H263L264 47V45H261ZM79 47V48H80ZM113 46H110V48H112ZM159 47V48H160ZM216 47V46H215ZM220 47V46H219ZM258 46H256V47H254V50H256L255 48H257ZM46 48V47H45ZM48 48V47H47ZM53 48V47H52ZM67 48H69V47H67ZM78 47H77V49H79ZM83 48V47H82ZM115 48V49H116ZM123 48V47H122ZM130 47H128V49H129ZM146 48V47H145ZM197 48V47H196ZM200 48H201V46L200 47H198V49L197 50H200ZM212 47H210V49H211ZM248 48H250V49H253L252 47H248ZM259 48V47H258ZM59 49V48H58ZM70 49V48H69ZM86 49V48H85ZM126 49V48H125ZM124 49V50H125ZM156 49V48H155ZM161 49V48H160ZM160 49H159V51H160ZM195 49V48H194ZM193 49V51H195ZM202 49V48H201ZM204 49V48H203ZM209 49V48H208ZM208 49H205V51L207 52V50ZM47 50H51V49H47ZM86 50H88V49H86ZM91 50H89V51H91ZM108 50H109V47H108ZM107 50V51H108ZM112 50V49H111ZM113 50H114V48H113ZM110 51L111 53L113 52V53H116V52H114V51ZM146 50H150V48L149 49H147L146 48ZM258 50V49H257ZM58 51V52H57ZM55 50V52H57L58 54H59V50ZM61 51H63V52H66V50H65V48L64 49H61ZM79 51H80V49H79ZM78 51V52H79ZM92 51L91 52H89V55L91 54V55H93V53H92ZM105 51V50H104ZM107 51H105V55L107 54L106 52ZM144 51H145V49H144ZM158 51V52H159ZM205 51H203V53L205 52ZM210 51V50H209ZM208 51V52H209ZM216 51H217V49H216ZM216 51L214 52V51H210V52H214V54L216 53ZM220 51L221 50H219V51H217V54H215V55H219V54H221L220 53ZM261 51V50H260ZM42 52H45V50L44 51H42ZM46 52H48V51H46ZM45 52V53H46ZM54 51H53V53H55ZM63 52H61L60 54H62ZM77 52V53H78ZM83 52H84V50H83ZM109 52V51H108ZM110 52H109V54H110ZM121 52H123V51H121ZM131 53H132V51H130ZM148 51H146V53H147ZM153 52V51H152ZM157 52V51H156ZM158 52H157V54H158ZM197 52V51H196ZM218 52H219V54H218ZM221 52H223V51H221ZM251 52V51H250ZM256 52V51H255ZM52 53V54H53ZM85 53H86V51H85ZM125 53H126V51H125ZM198 53H199V51H198ZM227 53H230V51H228ZM231 53H233V52H231ZM230 53V55H233V54H231ZM253 53V52H252ZM251 53V54H252ZM65 55H66V53H64ZM71 54V53H70ZM98 54V53H97ZM103 54V53H102ZM124 54V53H123ZM133 54V53H132ZM144 54V53H143ZM153 54V53H152ZM191 54V55H190ZM197 54V53H196ZM213 54V55H214ZM223 54V53H222ZM221 54V55H222ZM226 54V52L224 53V56L225 57H227L228 56V54L227 55H225ZM254 54V53H253ZM48 55V54H47ZM49 55H50V52H49ZM54 55V54H53ZM55 55H56V57H57V54L55 53ZM55 55H54V58H55ZM73 55V54H72ZM72 55H71V58H76V56L75 57H72ZM99 55V54H98ZM117 55H119V54H117ZM128 55V54H127ZM127 55H126V57H127ZM133 55V56H134ZM140 55L138 56L139 58H141L140 57ZM151 56L150 55V52H149V54L147 53V56ZM205 55V54H204ZM209 55L210 54H208L207 56L209 57ZM212 55V56H213ZM229 55V56H230ZM51 56V55H50ZM74 56V55H73ZM102 56V55H101ZM100 55H99V57H101ZM109 56V55H108ZM107 56V57H108ZM113 56V58L112 59H114V58H116V57H114V54L113 55H111V57ZM116 56V55H115ZM129 56V55H128ZM132 56V55H131ZM131 56H129V57H131ZM136 56V57H137ZM146 56V55H145ZM148 56V57H149ZM207 56H206V59H207ZM236 55H234V56H231L232 58L233 57H235ZM65 57V56H64ZM68 57V55H66V58ZM70 57V56H69ZM79 57V56H78ZM77 57V58H78ZM89 57H91V56H89ZM103 57H104V54H103ZM118 57V56H117ZM120 57V56H119ZM135 57V56H134ZM159 57H160V55H159ZM158 57V58H159ZM169 57H167L168 59H170ZM214 57H216V56H214ZM214 57L212 58L213 59V62L215 61L214 60ZM219 57V56H218ZM225 57H222V59L219 61L220 63H221V61L223 62V58H225ZM38 58V57H37ZM70 58V59H71ZM76 58V59H77ZM83 58V57H82ZM96 58V57H95ZM106 58V57H105ZM104 58V59H105ZM109 59H110V57H108ZM123 58V57H122ZM124 58H125V56H124ZM131 58H133V57H131ZM138 58V59H139ZM144 58V57H143ZM229 58V57H228ZM235 58H237V57H235ZM235 58H233V59H235ZM239 58V57H238ZM238 58H237V60H238ZM75 59V60H76ZM79 59V58H78ZM85 59V58H84ZM87 59V58H86ZM93 59V58H92ZM103 59V60H104ZM108 59V60H109ZM119 59V58H118ZM126 59V58H125ZM128 59V58H127ZM211 59V60H212ZM216 59V58H215ZM220 58H218V60H219ZM226 59V58H225ZM224 59V60H225ZM35 60H36V58H35ZM64 60H66V59H64ZM69 60V59H68ZM74 60V59H73ZM74 60V61H75ZM81 59H79V61H80ZM107 60V61H108ZM115 60H117V59H115ZM119 60H122L121 58L119 59ZM134 60H136V59H134ZM146 60V59H145ZM144 60V61H145ZM202 60H204L203 61V63H202ZM227 60V59H226ZM225 60V61H226ZM229 60V59H228ZM236 60V59H235ZM239 60H241L240 58H239ZM243 60V59H242ZM70 61V60H69ZM74 61L72 62V63H74ZM96 61H97V59H96ZM95 61V62H96ZM111 61V60H110ZM114 61V60H113ZM144 61H142V62H144ZM150 60H149V58H148V62H149ZM217 61V60H216ZM216 61L214 62V64L216 63ZM65 62H67V61H65ZM78 62V61H77ZM77 62H75V64L77 63ZM80 62H82V61H80ZM79 62V63H80ZM83 62H84V60H83ZM86 62V61H85ZM100 62H102V61H100ZM105 62H106V60H104V64H105ZM112 62V61H111ZM118 62V61H117ZM120 62V61H119ZM122 62V61H121ZM120 62V63H121ZM125 62H126V60H125ZM124 62V63H125ZM140 62V61H139ZM139 62H138V64H139ZM141 62V64H143ZM146 62V61H145ZM154 62V61H153ZM232 62V61H231ZM234 62V61H233ZM79 63H77V64H79ZM107 63V62H106ZM123 63V62H122ZM199 63H201V64H199ZM219 63V64H220ZM237 64H238V62H236ZM67 64V63H66ZM103 64V63H102ZM108 64V63H107ZM113 65H116V64H114V63H112ZM137 64V65H138ZM146 64V63H145ZM233 64V63H232ZM232 64H225V65H222V66H224V67H220L219 65V68H221V69H219V73L221 72V73H224V74H227V75H231V74H235V72L236 71H238V65L236 64L235 65V63L232 65ZM241 66H243V64L245 65V63H244V61H243V63L241 62ZM69 65V64H68ZM81 65H84V64H81ZM97 67H101V66H103V65H99V64H95ZM106 65V64H105ZM108 65H110V63L108 64ZM113 65H111V66H113ZM117 65H119V64H117ZM116 65V66H117ZM130 65V64H129ZM132 65V64H131ZM136 65V66H137ZM239 65H240V62H239ZM76 66L77 65H75V68H76ZM93 66V65H92ZM95 66V67H96ZM132 66H134V65H132ZM131 66V67H132ZM142 66V65H141ZM143 66H145V65H143ZM212 66L214 67V68H212ZM218 66H217V68H218ZM78 67V66H77ZM119 67H122L121 65H119ZM124 67H126L125 66V64H124ZM128 67V66H127ZM127 67H126V70H127ZM130 67V66H129ZM138 67V66H137ZM153 66H151V68H152ZM80 68V67H79ZM108 68H110V67H107V69ZM112 68H114V67H112ZM238 68V69H237ZM23 69H27L26 71L25 70H23ZM101 69H102V67H101ZM101 69H100V71H101ZM105 69H106V67H105ZM111 69V68H110ZM115 69H116V67H115ZM132 69V68H131ZM242 69H243V67H242ZM104 70V69H103ZM102 70V71H103ZM121 70V69H120ZM119 70V71H120ZM126 70H123V71H125L126 72ZM129 70V69H128ZM151 70V69H150ZM149 70V71H150ZM153 70H154V67H153ZM199 72H198V71ZM241 70V69H240ZM240 70H239V72H240ZM263 70V69H262ZM77 71V72H76ZM99 71V70H98ZM107 71V70H106ZM110 71V70H109ZM108 71V72H109ZM116 71V70H115ZM131 71V70H130ZM135 71H136V69H135ZM152 71V70H151ZM150 71V72H151ZM168 71V75L169 74H171V73H173V72H171L170 73V71L169 70H167ZM137 72V71H136ZM156 72H158V71H156ZM164 72V71H163ZM183 72H185V71H183ZM183 72H180V73H183ZM197 72V73H196ZM214 72V73H213ZM217 72H218V69H217ZM238 72V73H239ZM249 72V71H248ZM262 72V71H261ZM110 73H111V71H110ZM113 73V72H112ZM121 73H122V71H121ZM128 73V72H127ZM126 73V74H127ZM138 73V72H137ZM140 73V72H139ZM141 73H142V70H141ZM144 73V72H143ZM142 73V74H143ZM146 73H148V72H146ZM155 73V72H154ZM153 73V74H154ZM159 73V72H158ZM157 73V75H159ZM165 73V72H164ZM163 73V74H164ZM167 73V72H166ZM180 73L178 74V77L180 76ZM196 73V74H195ZM245 74H248V73H246V72H244ZM251 73H252V71H251ZM251 73H249V74H251ZM254 73V72H253ZM258 73V72H257ZM103 73L101 72V75H102ZM105 74V73H104ZM103 74V77L105 76ZM114 74V73H113ZM125 74V75H126ZM150 74V73H149ZM161 74H162V72H161ZM209 74V75H210ZM218 74V73H217ZM233 74V75H234ZM242 74V73H241ZM259 74H260V72H259ZM264 74V73H263ZM123 75V74H122ZM130 75H131V72H130ZM134 75V74H133ZM132 75V76H133ZM140 75V74H139ZM138 75V76H139ZM155 75H156V73H155ZM165 76H166V74H164ZM173 75V74H172ZM175 75V73H174V76H176ZM216 75V74H215ZM226 75V76H227ZM237 75V74H236ZM235 75V76H236ZM239 75V74H238ZM237 75V76H238ZM252 75L253 74H251V75H245V76H247V77H243V78H245L246 79V81H245V83L247 84V88L252 84V83H254L255 81H253L254 80V77H252ZM262 75V74H261ZM107 76H108V74H107ZM111 76V75H110ZM116 76V75H115ZM135 76V75H134ZM138 76H136L135 78H137ZM144 76V75H143ZM143 76H142V79H143ZM148 76V75H147ZM171 76V75H170ZM181 76L183 77V74H181ZM205 76V77H206ZM211 77H212V75H210ZM207 77L208 79L210 78L211 79V77ZM220 76V75H219ZM218 76V77H219ZM234 76V77H235ZM241 76V75H240ZM239 76V78H241ZM243 76V75H242ZM255 76V75H254ZM258 76V75H257ZM260 76V75H259ZM259 76H258V78H259ZM113 77V76H112ZM112 77H111V79H112ZM121 77V76H120ZM125 77V76H124ZM124 77H123V79H124ZM156 77V76H155ZM173 77V76H172ZM172 77H169V78H171L172 79ZM177 77V78H178ZM185 77L186 78H188L186 75H185ZM215 77V76H214ZM233 77V78H234ZM261 77V76H260ZM107 78V77H106ZM139 78V77H138ZM138 78H137V80H138ZM146 78V77H145ZM159 78V77H158ZM161 78H163V76H161L160 77V80H162ZM168 78V79H169ZM184 78V77H183ZM191 78V79H192ZM216 78V77H215ZM227 78V77H226ZM230 78V77H229ZM233 78L231 77V79L233 80ZM255 78H257V77H255ZM117 79V78H116ZM132 79V78H131ZM164 79V78H163ZM167 78H166V80H165V85H167L168 83L170 84V80H168ZM173 79H176V77L175 78H173ZM182 79V78H181ZM185 79V78H184ZM203 79H206V78H203ZM202 79V80H203ZM209 79V80H210ZM231 79H228V81L227 82H229V80H231ZM117 80H120V79H117ZM122 80V79H121ZM128 80V79H127ZM160 80L159 81H157V77H156V80H155V82L157 81V83L158 82H160ZM179 80H180V77H179ZM186 80V79H185ZM184 80V81H185ZM189 80L190 79H188L187 81L189 82ZM195 80H198V78L197 79H195ZM209 80H207V81H209ZM213 81H215V82H217L214 78L212 79ZM212 80H211V82H212ZM220 81H218V82H220L221 83V79H219ZM225 80H223V81H225ZM239 80V79H238ZM242 80V79H241ZM258 80V79H257ZM111 81V80H110ZM130 81V80H129ZM135 81V80H134ZM141 81V80H140ZM149 81V80H148ZM166 81H170V82H167L166 83ZM176 81V80H175ZM181 81V80H180ZM184 81L182 82V84L184 83ZM186 81V82H187ZM192 81V80H191ZM190 81V82H191ZM193 81H194V79H193ZM192 81V82H193ZM236 81V80H235ZM240 81V80H239ZM239 81H236L235 83H238ZM79 84V85H83V87H85L84 89L85 90H87V93L88 92H94L95 91V93H96V91H99L100 90V93H98L97 94V97H96V99L92 102V103H89L90 104V107H86L85 109L84 108H81V106H79V105H76V103H74V94H72L71 93V89H72V87H73V85L75 84V86H79V85H76L77 83ZM122 82H124V80L122 81ZM142 82V81H141ZM151 82V81H150ZM149 82V83H150ZM154 82V81H153ZM153 82H151V84H153V85H155ZM174 82V81H173ZM191 82V83H192ZM196 82V81H195ZM198 82V81H197ZM200 82H203L204 83V81H200ZM217 82V84L216 85H218L219 83ZM230 82H232V83H234L233 81H230ZM257 82H259V80L257 81ZM120 83H121V81H120ZM120 83H119V85H117V86H120V88H122L121 87V85L123 84H121L120 85ZM127 83V82H126ZM129 83V82H128ZM127 83V84H128ZM147 83V82H146ZM157 83H156V85H157ZM172 83V82H171ZM174 83H181V82H174ZM205 83H206V81H205ZM204 83V84H205ZM209 83V82H208ZM244 83V84H245ZM132 84V83H131ZM175 84V86H176V88H177V86H179V85H176ZM187 85H188V83H186ZM194 84V83H193ZM209 84H211V83H209ZM209 84H207V85H209ZM212 84H214V82L212 83ZM255 84V83H254ZM130 85V84H129ZM161 85V84H160ZM163 85V84H162ZM170 85H172V84H170ZM170 85H169V87H170ZM196 85H198V84H195V88H196ZM202 85V84H201ZM216 85H215V87H216ZM223 85V84H222ZM222 85H218L216 88L218 89V88H220V87H223ZM228 85H230L229 83H228ZM227 85V86H228ZM238 84H236L235 86H237ZM256 85V84H255ZM124 86V85H123ZM128 86V85H127ZM133 86V85H132ZM131 86V87H132ZM159 86V85H158ZM168 86V85H167ZM173 87H174V85H172ZM183 86V85H182ZM182 86H180V88H182ZM189 86H191V85H189ZM189 86H188V90H189ZM194 86V85H193ZM199 86V85H198ZM210 86V85H209ZM212 86V88L214 87L213 85H211ZM220 86V87H219ZM224 86H226V84L224 85ZM232 86V85H231ZM243 86V85H242ZM246 86V85H245ZM245 86H243V88H244V90L246 89L245 88ZM253 86V85H252ZM130 87V86H129ZM129 87H126L125 89H128ZM135 87V86H134ZM145 87V86H144ZM156 87V86H155ZM163 87V86H162ZM186 87V86H185ZM206 87V86H205ZM230 87V86H229ZM124 88V87H123ZM122 88V89H123ZM141 88V87H140ZM146 88H147V86H146ZM159 88H160V86H159ZM183 88H184V86H183ZM191 88H192V90H193V88L194 87H192L191 86ZM190 88V89H191ZM202 88H204V86L202 87ZM208 88V87H207ZM211 88V89H212ZM235 88V87H234ZM233 88V89H234ZM240 88V86L238 87V89ZM76 89V88H75ZM82 89V88H81ZM122 89H120V90H122ZM165 89V88H164ZM178 89V88H177ZM201 89V87H199V90ZM210 89V88H209ZM217 89H212V90H210V92L212 91V93L214 92V90L216 91ZM223 89V88H222ZM225 89V88H224ZM224 89H223V92H224ZM232 89V90H233ZM76 90H78V89H76ZM84 90V91H85ZM129 90V89H128ZM131 90H133V89H131ZM135 90V89H134ZM137 90H138V88H137ZM148 90H151L152 91V89H148ZM166 90H167V88H166ZM165 90V91H166ZM172 90V89H171ZM185 90V89H184ZM187 90V89H186ZM185 90V91H186ZM197 91H199L198 90V88L196 89ZM208 90V89H207ZM207 90H206V92H207ZM219 90V89H218ZM218 90L216 91V92H218ZM231 90V91H232ZM249 90V89H248ZM124 91V90H123ZM146 92H147V90H145ZM156 91V90H155ZM170 91V90H169ZM168 91V92H169ZM195 91V90H194ZM203 90L201 89L200 90V93L202 92ZM209 91V90H208ZM220 91V90H219ZM222 91V90H221ZM227 91V90H226ZM225 91V92H226ZM230 91V90H229ZM247 91V90H246ZM74 92H75V90H74ZM80 92H81V90H80ZM126 92H127V90H126ZM137 92V91H136ZM172 92V91H171ZM179 92H180V94H181V90H179ZM182 92L184 93V91H183V89H182ZM190 92V91H189ZM192 92V91H191ZM204 92V91H203ZM209 92V93H210ZM216 92L214 93V94H216ZM222 92V93H223ZM236 92V91H235ZM238 92V91H237ZM236 92V93H237ZM240 92V91H239ZM251 92H253V97H252V95H251V97L249 96V94H248V98L250 97V99L251 100H247L246 98H244V95L240 92V94L238 95V99H242V98H244L243 100H244V102H247L248 101V104H246L245 106H244V108H246V111H247V113H249V114H251V115H253L255 118H258V119H260L261 120V122L262 121H264V78L262 79V77H261V81L258 83V87H257V89L255 88V89H251V91H250V94H251ZM120 93H121V91H120ZM128 93H130V91L128 92ZM134 93V92H133ZM143 93V92H142ZM151 93V92H150ZM209 93H208V95H209ZM219 93V92H218ZM217 93V94H218ZM233 93V92H232ZM236 93H235V95L234 94H232V96H230L231 98L230 99H237V95H236ZM80 94V93H79ZM94 94V93H93ZM124 94H126V93H124ZM135 94V93H134ZM144 94H146V93H144ZM147 94H149V92L147 93ZM155 94V93H154ZM153 94V95H154ZM162 94V93H161ZM171 94V93H170ZM186 94V93H185ZM190 94V93H189ZM188 94V95H189ZM198 94V93H197ZM202 94V93H201ZM201 94H198V97H199V95H201ZM203 94H205V92L203 93ZM225 94H227V92L225 93ZM231 94V93H230ZM82 95H85V94H82ZM81 94H80V96H82ZM89 95V94H88ZM127 95V94H126ZM130 94H128L127 96L129 97V100H130V96H129ZM131 95H133V94H131ZM150 95V94H149ZM152 95V94H151ZM152 95V96H153ZM156 95V94H155ZM166 95H168V94H166ZM174 95V94H173ZM176 95V94H175ZM192 95H193V93H192ZM196 95V94H195ZM206 95V94H205ZM229 95V94H228ZM86 96H87V94H86ZM137 96V95H136ZM144 96V95H143ZM146 96V95H145ZM148 96V95H147ZM162 96H163V94H162ZM161 95H160V97H162ZM171 96V95H170ZM178 96H179V94H178ZM185 96V95H184ZM190 96H191V94H190ZM197 96V95H196ZM195 96V97H196ZM201 96H204V95H201ZM200 96V97H201ZM211 96V95H210ZM210 96H207V97H209L210 98ZM225 96V95H224ZM236 96V97H235ZM247 96V95H246ZM78 97V96H77ZM83 97V96H82ZM90 97H92V94H91V96ZM93 97H94V95H93ZM134 97V96H133ZM141 97V96H140ZM140 97H138L139 99H138V102L140 101ZM154 98H151V96H150V100H156L155 99V97L156 96H153ZM175 97V96H174ZM173 97V98H174ZM179 97H182V96H179ZM187 97V96H186ZM199 97V99H201ZM205 97V96H204ZM203 97V98H204ZM211 97H213V96H211ZM217 97H221V95L220 96H217ZM216 97V98H217ZM223 97V96H222ZM222 97H221V99H222ZM226 97V96H225ZM225 97H223V100H225L224 98ZM229 97V96H228ZM89 99V97L87 96L85 99ZM131 98H132V96H131ZM146 98V97H145ZM149 98V97H148ZM165 98H169V97H165ZM171 98V97H170ZM177 98V97H176ZM184 97H182V99H183ZM191 98V97H190ZM190 98H187V100L189 99V100H191ZM193 98V97H192ZM197 98V97H196ZM203 98H202V100H203ZM214 98H215V96H214ZM214 98H212V99H214ZM76 99H78V98H76ZM84 99V98H83ZM83 99H81V102L80 103H82V104H84L85 102L84 101H86V100H84L83 102H82V100ZM134 99V98H133ZM159 100H161V98H158ZM175 99V98H174ZM179 99V98H178ZM186 99V98H185ZM198 99V98H197ZM220 99V98H219ZM218 99V100H219ZM229 99V100H230ZM164 100V99H163ZM163 100H162V103H163ZM171 100H173V99H170V101L169 102H171ZM180 100V99H179ZM204 100H205V98H204ZM210 100H211V98H210ZM215 100V99H214ZM223 100H219L220 101V103H223ZM229 100L227 101V98H226V101H227V104H228V102H229ZM177 101V100H176ZM191 101H193V100H191ZM206 101H207V99H206ZM215 101H217V100H215ZM231 101V100H230ZM237 101V100H236ZM128 102V101H127ZM127 102H126V105H127ZM130 102V101H129ZM128 102V103H129ZM151 102V101H150ZM158 102H161V101H157V103ZM184 102V101H183ZM188 102H190V101H188ZM194 102H196V99L194 100ZM199 102V101H198ZM202 102V101H201ZM213 102V101H212ZM211 102V103H212ZM233 102V101H232ZM239 102V101H238ZM241 102V101H240ZM239 102V103H240ZM87 103V102H86ZM137 103V102H136ZM165 103V102H164ZM174 103V102H173ZM197 103V102H196ZM195 103V104H196ZM207 104L209 103V102H206ZM211 103H210V106H211ZM219 103V102H218ZM226 103V102H225ZM79 104V103H78ZM130 104H131V102H130ZM130 104H128V105H130ZM139 104V103H138ZM142 104V103H141ZM152 104L153 105H155L156 104V102H154L153 103V101H152ZM159 104V103H158ZM161 104V103H160ZM167 104H169L170 105V103H167ZM166 104V105H167ZM172 104V103H171ZM177 104V103H176ZM183 104H185V103H183ZM190 104V103H189ZM192 104V103H191ZM206 104V105H207ZM212 104H214V103H212ZM217 104V103H216ZM226 104V105H227ZM233 104V103H232ZM235 104V103H234ZM242 104H243V101H242ZM54 105H57V110L56 111H53L52 109H53V106ZM85 105V104H84ZM132 105V104H131ZM137 105V104H136ZM166 105H164V106H166ZM169 105H167V106H169ZM179 105V104H178ZM178 105H177V107H178ZM180 105H181V103H180ZM186 105V104H185ZM200 105V104H199ZM201 105H203L204 106V104L202 103ZM219 105V104H218ZM222 105V104H221ZM224 106H225V104H223ZM222 105V106H223ZM229 105H230V103H229ZM229 105H227L226 106V108H228V106ZM166 106V107H167ZM172 106V105H171ZM192 106H194V105H192ZM213 106V105H212ZM130 107V106H129ZM152 107H154V106H152ZM174 109H173V113H174V110H175V107L174 106H172ZM172 107H170L169 109L171 110V113H172ZM183 107V106H182ZM186 107V106H185ZM205 107V106H204ZM214 107V106H213ZM213 107H209V108H213ZM220 107V106H219ZM233 107H234V105H233ZM123 108V109H122ZM128 107L126 106V109H127ZM158 108V107H157ZM161 108H163V105H162V107ZM179 108V107H178ZM177 108V109H178ZM181 108V107H180ZM184 108V107H183ZM182 108V109H183ZM197 108V107H196ZM200 108V107H199ZM206 108V107H205ZM215 108V107H214ZM216 108H218L217 106H216ZM222 108V107H221ZM239 109L241 108V104H240V106L238 107ZM122 109V110H121ZM160 109V108H159ZM159 109H158V111H159ZM164 109V108H163ZM168 109V108H167ZM181 109V110H182ZM186 109V108H185ZM189 108H187L186 110H188ZM208 109V108H207ZM224 109V108H223ZM230 110H231V107L229 108ZM234 110H235V108H233ZM233 109H232V111H233ZM131 109H129V111H130ZM170 110H169V112H168V114L170 113ZM190 110L192 111L193 109L192 108H190L189 109V111H188V113L190 112ZM204 110V109H203ZM221 110V109H220ZM238 110V109H237ZM236 110V111H237ZM242 110V109H241ZM245 110V109H244ZM164 111H165V109H164ZM184 111V109L182 110V111H179V112H183ZM205 111V110H204ZM213 111V110H212ZM236 111H233V113L234 112H236ZM240 111V110H239ZM160 112H163V110L162 111H160ZM177 112V111H176ZM175 112V113H176ZM194 112H195V114L197 113L195 110L194 111H192V113H193V115H195L194 114ZM210 112V111H209ZM215 112H217L218 113V111H215ZM228 112H230V111H228ZM228 112H227V114H228ZM123 113H125V112H123ZM166 113V112H165ZM164 113V114H165ZM170 113V114H171ZM220 113H221V111H220ZM222 113H224V111L222 112ZM245 113V112H244ZM162 114V113H161ZM168 114H166L165 116L167 117V115ZM179 114V113H178ZM180 114H182V113H180ZM189 114H191V113H189ZM188 114V115H189ZM198 114V113H197ZM201 114V113H200ZM199 114V115H200ZM211 114V113H210ZM210 114H208L209 115V117H212V116H210ZM216 114V113H215ZM236 114V117H237V113H235ZM239 114V113H238ZM246 114V113H245ZM125 115V114H124ZM163 115V114H162ZM161 115V116H162ZM177 115V114H176ZM176 115H174V114H171L170 116H169V118L170 117H175ZM201 115H203L202 117H203V119H204V116L206 115V113H205V115L204 114H201ZM213 115V114H212ZM220 115H223V114H220ZM225 115V114H224ZM233 115V114H232ZM242 115V114H241ZM244 115V114H243ZM126 116V115H125ZM178 116V115H177ZM176 116V117H177ZM180 116V115H179ZM183 116V115H182ZM198 116V115H197ZM235 116V115H234ZM233 116V118H235ZM119 118L121 117V115L120 116H118ZM166 117H164V119L162 118V120H165V118ZM181 117V116H180ZM180 117H178V118H180ZM184 117V116H183ZM187 117H190V116H187L186 115V117H184V118H186L187 120H188V118ZM192 117H196V115L195 116H192ZM199 117V116H198ZM209 117H208V119H209ZM214 117V116H213ZM244 117V116H243ZM62 118H64V119H66L68 122H70V123H73V128L74 129H76L77 131H79L82 135H83V142L81 143V144H78V145H75V153L73 154V153H71L70 152V154H68L67 153V146L64 144V142H63V135H62V127L63 126H61V122H63V119ZM122 118H123V114H122ZM126 118V117H125ZM124 118V119H125ZM167 119L166 121H168L169 120V122H170V124H172L171 123V120H174V119ZM197 118V117H196ZM200 118H201V116H200ZM225 118V117H224ZM228 118V117H227ZM241 118V117H240ZM255 118H251V120L253 119V121H254V119ZM118 119V118H117ZM124 119H120L119 120V122L121 121V122H123V120ZM190 119V123H193V122H195V119L191 122V117L189 118ZM197 119H199V118H197ZM202 119V120H203ZM207 119V120H208ZM236 119V118H235ZM235 119H233V121L235 120ZM238 119V118H237ZM244 119V118H243ZM60 120H61V122H60ZM125 120H127V119H125ZM175 120H176V118H175ZM178 120V119H177ZM176 120V121H177ZM180 120H181V118H180ZM179 120V121H180ZM200 120V119H199ZM205 120V119H204ZM211 120V119H210ZM216 120V119H215ZM223 120V119H222ZM222 120H220V121H222ZM225 120V119H224ZM229 120H230V117H229ZM245 120V119H244ZM246 120H247V117H246ZM257 120V119H256ZM165 121V122H166ZM179 121H177L176 122V125H177V123L179 122ZM186 121V120H185ZM189 121V120H188ZM187 121V123H189ZM198 121V120H197ZM206 121V120H205ZM209 121V120H208ZM212 121V120H211ZM232 121V122H233ZM252 121V122H253ZM258 121V120H257ZM117 122V121H116ZM175 122V121H174ZM210 122V121H209ZM208 122V123H209ZM237 123H238V121H236ZM244 122V121H243ZM243 122H242V125H243ZM260 122V121H259ZM162 124H164V121H162L161 122ZM181 123H184L183 121L181 122ZM180 123V124H181ZM197 123V122H196ZM200 123H203V122H200ZM211 123H213V122H211ZM214 123H215V121H214ZM222 123V122H221ZM224 123V122H223ZM230 123V122H229ZM263 123V122H262ZM261 123V124H262ZM115 124V123H114ZM160 124V123H159ZM166 124H167V122H166ZM248 124H249V122H248ZM254 124H255V122H254ZM256 124H257V122H256ZM259 124V123H258ZM175 125V124H174ZM175 125V126H176ZM190 125V124H189ZM192 125H194L195 126V124H192ZM198 125H200V124H198ZM202 125V124H201ZM215 125V124H214ZM217 125V124H216ZM219 125V124H218ZM220 125H222V124H220ZM225 125V124H224ZM236 125V124H235ZM260 125V124H259ZM263 125V124H262ZM261 125V126H262ZM48 126L51 128L50 130H48ZM161 126V125H160ZM175 126H173L172 125V127H175ZM185 126V125H184ZM187 126V125H186ZM185 126V127H186ZM203 126V125H202ZM204 126H205V124H204ZM208 126V125H207ZM207 126H205V128L207 127ZM258 126V125H257ZM177 127V126H176ZM179 127V126H178ZM180 127H182V126H180ZM179 127V128H180ZM185 127H183L184 129H185ZM191 127V126H190ZM201 127V126H200ZM208 127H211L210 125L208 126ZM212 127H213V125H212ZM222 127H224V126H222ZM238 127V126H237ZM249 127V126H248ZM187 128V127H186ZM192 128H193V126H192ZM204 128V127H203ZM214 128V127H213ZM218 128V127H217ZM226 128V127H225ZM224 128V129H225ZM230 128H231V126H230ZM230 128L228 129V126H227V128L226 129H228V130H230ZM254 128V127H253ZM264 128V127H263ZM177 129V128H176ZM175 129V131H177ZM181 129V128H180ZM179 129V130H180ZM189 129V128H188ZM196 129H197V127H196ZM199 129V128H198ZM209 129H211V128H209ZM218 129H220V127L218 128ZM232 129H235V128H232ZM244 129H245V127H244ZM247 129V128H246ZM183 130V129H182ZM181 130V131H182ZM190 130V129H189ZM194 130H195V128H194ZM203 130V129H202ZM205 130V129H204ZM214 130H217L216 128L214 129ZM173 131V130H172ZM183 131H187V130H183ZM201 131V130H200ZM199 131V132H200ZM207 131V130H206ZM209 131V130H208ZM222 131H223V129H222ZM225 131V133H226V130H224ZM223 131V132H224ZM238 131V130H237ZM251 131V130H250ZM256 130H254V132H255ZM259 131V130H258ZM180 132V131H179ZM191 132H192V130H191ZM194 132V131H193ZM211 132V131H210ZM219 132H221V130L219 131ZM235 132V131H234ZM233 132V133H234ZM246 132V131H245ZM260 132V131H259ZM63 133H65V132H63ZM170 133H171V131H170ZM169 132L167 133V134H170ZM176 132H174V134H175ZM182 132H180V134H181ZM190 133V132H189ZM189 133H187L188 135H190ZM201 133H203V134H205V132L204 131H202ZM212 133V132H211ZM213 133H215V132H213ZM212 133V134H213ZM217 133V132H216ZM228 133V132H227ZM230 133V132H229ZM233 133H232V135H233ZM244 132H242V134H243ZM247 133V132H246ZM251 133V132H250ZM172 134V133H171ZM186 134V137H188V135ZM193 134H195V135H199V133H198V131H197V133L196 132H194ZM220 134V133H219ZM239 134V133H238ZM245 134V133H244ZM258 134V133H257ZM173 135V134H172ZM171 135V136H172ZM192 135V134H191ZM214 135H216V134H214ZM214 135H213V137H212V139L214 138ZM235 135V134H234ZM234 135H233V137H234ZM260 135V134H259ZM64 136H65V134H64ZM167 136V135H166ZM169 136V135H168ZM184 136V138L186 139V137H185V135H183ZM183 136H181V137H183ZM194 136V135H193ZM205 136V135H204ZM203 135H201V137H204ZM206 136H207V134H206ZM219 136V135H218ZM225 136H227L226 134H225ZM254 136H256V135H254ZM179 137V136H178ZM178 137L177 138H175V140L177 139V140H179L178 139ZM192 137V136H191ZM190 137V138H191ZM200 137V136H199ZM229 137H230V135H229ZM229 137H227V138H229ZM237 136H235L234 138H236ZM241 137H242V135H241ZM65 138V140H66V137H64ZM189 138V139H190ZM208 138V137H207ZM206 138V139H207ZM210 138V137H209ZM217 138V137H216ZM222 138V137H221ZM220 138V139H221ZM224 138V137H223ZM234 138H232V139H234ZM238 138V137H237ZM188 139V138H187ZM192 139V138H191ZM200 139H204V141L206 140L205 138H200ZM199 139V140H200ZM211 139V140H212ZM218 139H219V137H218ZM230 139V138H229ZM252 139H253V137H252ZM181 140V141H180ZM179 140V142H181V144L182 143H185V144H187L186 142H185V140H183V139H180ZM182 140H183V142H182ZM194 140V138L192 139V141ZM210 140V141H211ZM222 140V139H221ZM220 140V141H221ZM225 140V139H224ZM241 140V139H240ZM242 140H243V138H242ZM249 140H250V138H249ZM255 140H256V138H255ZM259 140H261L260 138H259ZM263 140V139H262ZM187 141V140H186ZM190 141V140H189ZM189 141H187V142H189ZM203 141V140H202ZM202 141H200L201 143H202ZM203 141V142H204ZM219 141V140H218ZM217 141V142H218ZM223 141V140H222ZM178 142V141H177ZM214 142V141H213ZM212 141H211V143L212 144H214ZM216 141H215V143H217ZM226 142H227V140H226ZM243 142V141H242ZM242 142H239V140H232V141H230L228 144H229V146H227V145H225L226 147H229L230 148V150H232V151H236V155H237V157L236 156H234V157H236V158H234V157H232V158H234V159H230V160H233L232 162H234V163H232V162H230V163H232L231 164V167H230V169H231V172L230 171H228V172H230L231 173V175H230V173L229 174H227V175H230L231 177V179L229 178V180L226 178L227 177V175H226V177H224V178H226V180H228V181H230L231 180V183H230V185H231V187H230V190H229V192L228 193H230V192H232V196L230 197L231 199L233 198V196L235 197V199L237 200V202H239L238 204L241 206L240 207V209H250L249 211H247L248 213H245L244 215H243V218H242V224L243 225H245L244 227H243V229L239 232V236H240V238H241V240H242V242L244 243L245 241L247 242L248 240L251 242L250 244H252L253 246V249L254 248H256V246L259 244V245H261L260 243L262 242V240H263V237H264V147L262 146H260L259 147V145L257 144V146H253V147H249V146H251V145H249L248 146V148H246L243 144H242ZM246 142V141H245ZM249 142V141H248ZM248 142H247V144H248ZM261 142V141H260ZM110 143V142H109ZM200 143V144H201ZM38 144V143H37ZM180 144V146L182 147L183 146V144L181 145ZM206 144H208V139H207V143ZM219 144L220 145H223L224 146V141H223V144L222 143H220L219 142ZM219 144H218V146H219ZM250 144H251V142H250ZM253 144H255V143H253ZM177 145H178V143H177ZM202 146L204 145V144H201ZM211 145V144H210ZM216 145V144H215ZM262 145V144H261ZM264 145V144H263ZM107 146V147H106ZM176 145H174V147H175ZM190 146V145H189ZM192 146H194V145H192ZM196 146V145H195ZM194 146V147H195ZM198 147H199V144L197 145ZM212 146V145H211ZM71 147V146H70ZM178 147H179V145H178ZM180 147V148H181ZM194 147H193V150H195L196 152H197V150L196 149H194ZM205 147L206 146H204V149H205ZM207 147H209V145H207ZM213 147V146H212ZM212 147H209V148H212ZM217 147V146H216ZM176 148V147H175ZM179 148V149H180ZM214 148V147H213ZM225 148V147H224ZM224 148H221V149H223L224 151H225V149ZM228 148V149H229ZM178 149V148H177ZM187 149H190V148H187ZM192 149V148H191ZM217 150L216 151H218L219 150V148H216ZM220 149V150H221ZM227 148H226V150H228ZM107 150H109V148L107 149ZM203 150V149H202ZM210 150V149H209ZM208 150V151H209ZM213 150H215V148L213 149ZM213 150H211V152L213 151ZM219 150V151H220ZM194 151V152H195ZM200 151V150H199ZM206 151V150H205ZM218 151V152H219ZM181 152V151H180ZM194 152H193V154H194ZM195 152V153H196ZM215 152V151H214ZM226 152H228V151H226ZM189 153L191 154V152L189 151ZM201 153V152H200ZM204 153V152H203ZM217 153V152H216ZM215 153V154H216ZM222 153H224V152H222ZM230 153V152H229ZM229 153H228V155H229ZM187 154V153H186ZM197 154H199L198 152H197ZM205 154H206V152H205ZM208 154V153H207ZM225 154V153H224ZM195 155V154H194ZM194 155H191V156H189L188 155V157L187 158H189V157H194ZM199 155H202V154H199ZM217 155V154H216ZM216 155H214L215 157H216ZM219 155H223V154H219ZM207 156H209V155H206V157ZM211 156V155H210ZM224 156V155H223ZM222 156V157H223ZM205 157V158H206ZM213 157V156H212ZM211 157V158H212ZM228 157H230V156H228ZM34 158V157H33ZM49 158V157H48ZM199 158V157H198ZM202 158H203V156H202ZM209 158V157H208ZM224 158H227V157H224ZM223 158V159H224ZM47 159V158H46ZM105 159V158H104ZM201 159V158H200ZM200 159H197V160H200ZM217 159H218V157H217ZM187 160V159H186ZM189 160V159H188ZM191 160V159H190ZM207 159H204V162L206 161ZM213 160V159H212ZM225 161H226V159H224ZM104 161V160H103ZM192 161H193V159H192ZM214 161V160H213ZM221 162H222V159L220 160ZM100 162V161H99ZM195 162V160L192 162V163H194ZM202 162V164H203V161H201ZM200 162V163H201ZM220 162V163H221ZM93 163V164H92ZM192 163H190V164H192ZM197 163H199V162H197ZM215 163V162H214ZM213 163V164H214ZM218 163V162H217ZM216 163V164H217ZM229 163V164H230ZM182 164H184V163H182ZM210 164V163H209ZM208 164V165H209ZM212 164V163H211ZM212 164V165H213ZM222 164V163H221ZM223 164H224V162H223ZM223 164H222V166H223ZM228 164V163H227ZM90 165V166H91ZM185 165H187V164H184L183 165V167L185 166ZM193 165H195V164H193ZM201 165V164H200ZM206 165V164H205ZM207 165V166H208ZM211 165V166H212ZM226 165V164H225ZM224 165V166H225ZM196 166H197V164H196ZM195 166V167H196ZM217 166V165H216ZM226 166H228V165H226ZM191 167V166H190ZM189 167V168H190ZM201 167V166H200ZM210 167V166H209ZM209 167H205V166H203V169L204 168H209ZM221 167V166H220ZM180 168H182V167H180ZM188 168V167H187ZM191 168H193V167H191ZM202 168V167H201ZM211 168H213V166L211 167ZM222 168V167H221ZM221 168H218L219 170L221 169ZM224 168V167H223ZM228 168V167H227ZM227 168L225 169V171L227 172ZM31 169V168H30ZM179 169V168H178ZM186 169V168H185ZM184 168H183V170H185ZM194 169V168H193ZM217 169V170H218ZM187 170V169H186ZM189 170V169H188ZM196 170H197V167H196ZM201 170V169H200ZM207 170H210V168L209 169H207ZM229 170V169H228ZM180 171H182V169L180 170ZM190 172L192 171V170H189ZM195 171V170H194ZM213 171V170H212ZM225 171H223L224 173H225ZM198 172H199V170H198ZM201 172H202V170H201ZM204 172H205V170H204ZM211 172V171H210ZM209 172V173H210ZM219 172V171H218ZM217 172V173H218ZM220 172H222V170L220 171ZM222 172V173H223ZM184 173H185V171H184ZM194 173V172H193ZM206 173V172H205ZM215 173V172H214ZM186 174V173H185ZM187 174H188V171H187ZM192 174V173H191ZM190 174V175H191ZM195 174H196V172H195ZM195 174H192V176L191 177H193ZM202 174H204V173H202ZM201 174V175H202ZM211 174H212V172H211ZM199 175V174H198ZM208 175V174H207ZM217 174L215 173V175L214 176H216ZM212 176V178H213V175H211ZM211 176L210 177H208V179L210 178L211 179ZM219 176H222L221 174H219ZM225 176V175H224ZM195 178H196V176H195ZM197 178H199V176H197ZM196 178V179H197ZM217 178V177H216ZM216 178H214V180L216 179ZM223 178V177H222ZM221 178V179H222ZM32 179V178H31ZM220 179V180H221ZM220 180H219V182H220ZM225 180V179H224ZM224 180H222L224 183L223 184H225V183H227L226 181H224ZM213 182V181H212ZM217 182V181H216ZM213 184V183H212ZM214 184H216V183H214ZM213 184V186H215ZM218 185H220V187H222L223 188V186H221L222 185V183L221 184H219L218 183ZM212 186V188H214ZM216 187V186H215ZM218 187V186H217ZM225 188H226V185L224 186ZM228 187H229V185H228ZM200 188H198V190H199ZM218 189H220V188H218ZM218 189H216L217 190V192H218ZM18 190V191H19ZM214 190V189H213ZM216 190L214 191V192H216ZM17 191V190H16ZM221 191V190H220ZM222 191H223V189H222ZM221 191V192H222ZM225 191H226V189H225ZM20 192V191H19ZM19 192H18V194H19ZM21 192H20V194L19 195H21ZM195 192V191H194ZM204 192H208L207 190L206 191H204ZM209 192H210V190H209ZM213 192V193H214ZM13 193V192H12ZM11 193V194H12ZM199 193V192H198ZM212 193V194H213ZM219 193V192H218ZM29 194V195H28ZM195 194H197V193H194V197H195ZM207 194L208 193H206V196H207ZM210 194V193H209ZM209 194H208V196H207V198L209 197ZM217 194V193H216ZM187 195H189V193H187ZM190 195H192V194H190ZM189 195V196H190ZM215 195V194H214ZM225 195V194H224ZM10 196V195H9ZM8 196V197H9ZM24 196V195H23ZM182 196V195H181ZM184 197H185V195H183ZM188 196V197H189ZM197 196V195H196ZM198 196H200L199 194H198ZM216 196V195H215ZM230 196V195H229ZM14 197H15V195H14ZM19 197H21V196H19ZM27 197H26V199H27ZM187 196L185 197V198H188ZM220 197V196H219ZM223 197H225L226 198V196H223ZM17 199H18V197H16ZM25 198V197H24ZM190 199L192 198V197H189ZM189 198H188V200H189ZM217 198V197H216ZM222 198V197H221ZM5 199V200H6ZM10 199H12V198H10ZM17 199H16V202H19V201H17ZM30 199V198H29ZM177 198H175V200H176ZM193 199V198H192ZM195 199V198H194ZM198 199V198H197ZM206 199V198H205ZM211 199V201H213L214 199L213 198H210ZM213 199V200H212ZM229 199V197L227 198V200ZM22 200H23V198H22ZM21 200V201H22ZM180 200V199H179ZM178 200V201H179ZM185 200H187V199H185ZM200 200V199H199ZM201 200H203V199H201ZM218 200V199H217ZM224 200V199H223ZM234 200V198L232 199V200H230V201H233ZM178 201H176V203H178V206H179V202ZM184 201V198H183V200H182V202ZM193 201V200H192ZM207 201V200H206ZM205 201V202H206ZM210 200H209V202H211ZM214 201H216V200H214ZM218 201H220V200H218ZM225 201V200H224ZM229 201V202H230ZM186 202V201H185ZM189 203H187V206H188V204H190L191 203V201H188ZM222 202V201H221ZM220 202V203H221ZM236 202V201H235ZM14 203V202H13ZM22 203V202H21ZM20 203V204H21ZM25 203V202H24ZM23 203V204H24ZM175 203V202H174ZM196 203V202H195ZM200 203H202L201 201H200ZM217 203V202H216ZM231 204V206H232V202H230ZM8 204V203H7ZM28 204V203H27ZM180 204H181V202H180ZM194 204V203H193ZM210 204V203H209ZM214 204H215V202H214ZM227 204V205H226ZM226 204H224L223 203V205L221 206L220 205V208H222V209H233V207H234V205L231 207V206H228V201H227V203ZM235 204V203H234ZM4 205V204H3ZM14 205H15V203H14ZM16 205H17V203H16ZM15 205V206H16ZM25 205H26V203H25ZM29 205H31V204H29ZM205 205V206H204ZM203 205V208L204 207H206V204H204ZM211 205V204H210ZM213 205V204H212ZM28 206V205H27ZM26 206V207H27ZM32 206V205H31ZM197 206H198V204H197ZM201 206V205H200ZM199 206V207H200ZM9 207H11V206H9ZM12 207L15 209V207L12 205ZM11 207V208H12ZM17 207V206H16ZM25 207V206H24ZM25 207V208H26ZM179 207H182V206H179ZM190 207H192V206H189V207H186V208H189L190 209ZM194 207V206H193ZM195 207H196V204H195ZM211 207V206H210ZM214 207H215V205H214ZM236 207V206H235ZM12 208V209H13ZM47 208V207H46ZM183 208V207H182ZM185 207L183 208V209H186ZM202 208V207H201ZM212 208V207H211ZM220 208H218V209H220ZM10 209V208H9ZM22 209H24V208H22ZM176 209H177V206H176ZM180 209V208H179ZM196 209V208H195ZM236 209H238V208H236ZM8 210V209H7ZM25 211V210H24ZM12 212V211H11ZM28 212V211H27ZM10 213V212H9ZM23 213V212H22ZM242 213H244V212H242ZM21 214V213H20ZM27 215V214H26ZM10 216H11V214H10ZM7 217V216H6ZM27 217V216H26ZM2 218H3V216H2ZM15 218V217H14ZM13 218V219H14ZM5 219V218H4ZM1 221H3V220H1ZM7 221V220H6ZM16 221V220H15ZM19 224V223H18ZM17 224V225H18ZM7 225V224H6ZM27 226V225H26ZM247 226V228H245ZM1 227V226H0ZM28 227V226H27ZM2 228V227H1ZM0 228V229H1ZM19 228V227H18ZM32 228V227H31ZM12 229V228H11ZM17 229V228H16ZM3 230H6V229H2L1 230V232L3 231ZM27 231H29L28 229H27ZM4 233H5V231H4ZM19 234V233H18ZM3 234H1V236H2ZM9 235V234H8ZM2 238H3V236H2ZM5 238H6V236H5ZM10 238V237H9ZM239 238V237H238ZM248 239V240H247ZM7 240V239H6ZM168 240V239H167ZM166 240V241H167ZM1 237H0V244H2L1 243ZM8 241H10V239H8ZM180 241H182L180 238H178L177 236H176V238H174V236H173V239L171 238L170 239V241H167V244L166 245H168L167 247H166V249H167V252H165L164 253V255H166V257H167V259H165L166 260V262L168 263V264H174L177 260H176V257L178 256V252H179V249L177 250V247H179L180 245H182V244H180ZM3 242V241H2ZM5 242V241H4ZM3 242V243H4ZM10 242H12V241H10ZM6 243V242H5ZM5 243H4V245H5ZM9 242H7V244H8ZM187 243V242H186ZM240 243H241V241H240ZM249 243V242H248ZM247 243V244H248ZM263 243H264V240H263ZM13 244V243H12ZM245 244V243H244ZM10 245V244H9ZM2 246H3V244H2ZM7 246V245H6ZM11 246V245H10ZM249 246V245H248ZM264 246V245H263ZM263 246H261V248H263ZM1 247V246H0ZM242 247H243V245H242ZM259 247V246H258ZM4 247H2L1 248V250H5V248L3 249ZM10 248H12V247H10ZM244 248L245 247H243V250H244ZM246 248H249V247H246ZM251 248V247H250ZM8 249V248H7ZM252 249V248H251ZM0 250V251H1ZM11 250V249H10ZM13 250V249H12ZM243 250H242V252H243ZM248 249H246V251H247ZM250 250V249H249ZM262 250V249H261ZM260 250V252H263V250L261 251ZM6 251H9V249L8 250H6ZM178 251V252H177ZM257 251H258V249H257ZM12 252V251H11ZM10 252V253H11ZM247 252H249V251H247ZM251 252V251H250ZM256 251H254V253H255ZM244 253V252H243ZM246 253V252H245ZM253 253V252H252ZM251 253V254H252ZM253 253V254H254ZM257 253H259V252H257ZM1 254V253H0ZM9 254V253H8ZM247 254V253H246ZM250 253H249V255H251ZM7 255V254H6ZM10 255V254H9ZM3 256V255H2ZM2 256H1V258H2ZM247 256V255H246ZM4 257V256H3ZM247 257H249V256H247ZM251 257H252V255H251ZM253 257H255V254H254V256ZM8 258V257H7ZM162 258H163V256H162ZM165 258V257H164ZM4 259V258H3ZM1 260V259H0ZM5 260V259H4ZM162 260H164V259H162ZM164 260V261H165ZM3 261V260H2ZM164 261H163V263H164ZM1 262V261H0ZM6 263V262H5ZM160 263V262H159ZM158 264V263H157ZM165 264V263H164Z\"/></svg>", "mask_w": 264, "mask_h": 264}]
</instances>
